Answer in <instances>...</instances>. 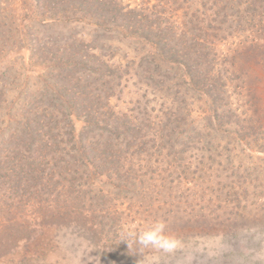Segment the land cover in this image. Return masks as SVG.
Segmentation results:
<instances>
[{
	"label": "rangeland",
	"instance_id": "1",
	"mask_svg": "<svg viewBox=\"0 0 264 264\" xmlns=\"http://www.w3.org/2000/svg\"><path fill=\"white\" fill-rule=\"evenodd\" d=\"M123 1L143 8L158 2ZM164 1L165 8H157L170 23L181 16L188 35L208 43L213 73L220 72L216 82H227V89L210 91L219 98L212 100L208 91L203 95L188 85L184 69L171 61L135 72L154 46L123 31L105 40L119 65L135 62L111 104L139 122V138L123 147L128 158L121 153L115 168L106 162L116 174L95 176L91 166L80 194L78 184L57 202L56 195L32 193L34 187H11L6 196L0 190V264H148L153 257L155 264H264V0L243 6L232 0L230 9L219 0L225 21L211 17L215 0ZM40 13L42 20L47 13ZM196 16L203 29L195 32L197 21L190 18ZM54 25H38L40 37L62 38L72 30L63 22ZM93 28L75 30L93 39ZM12 53L22 71L33 68L24 48ZM220 99L232 109L220 107ZM8 121L0 110V124L9 128ZM74 123L78 130L84 125L82 119ZM67 208L74 220L59 217ZM157 220L183 242L172 254L143 248L129 235Z\"/></svg>",
	"mask_w": 264,
	"mask_h": 264
},
{
	"label": "trees",
	"instance_id": "2",
	"mask_svg": "<svg viewBox=\"0 0 264 264\" xmlns=\"http://www.w3.org/2000/svg\"><path fill=\"white\" fill-rule=\"evenodd\" d=\"M157 1L143 8L123 0H0V65L1 61L4 65L0 67V110L9 117V128L0 124L2 193L11 187L25 191L34 187L32 193L56 195L57 202L60 195L70 197L72 185H79L75 189L79 194L82 188L84 192L88 183L82 180H88L91 166L95 167V176H112L118 170H109V163L115 168L114 163L123 152L124 158H128L129 150L123 151V147H131L133 140L139 138V122L118 110L111 99L135 62H116L112 46L105 43L115 33L127 32L126 35L145 40L156 49L152 47L142 55L143 61L137 64L135 72L140 68L142 72L149 71L152 63L160 69L159 64L171 61L184 69L186 83L196 86V91L203 95L208 91L211 96L212 90L222 94L227 89V82H216L215 75L220 72L213 73L208 43L193 36L192 31L188 35L181 16L170 23L157 8L159 5L164 9L167 2ZM215 1L211 17L217 19L220 15L225 21L223 17L228 14L221 2L227 1L225 7L230 9L233 5L227 4L232 0ZM233 1L234 5L243 6L258 0ZM41 10L47 13L42 20ZM253 11L247 16L248 23L253 21ZM190 19L197 21L195 32L203 29L198 16ZM243 21H237L236 29ZM59 22L72 28L69 36L40 37L38 25L53 26ZM77 25L94 27L93 39L86 36L90 33L77 36ZM102 39L99 46L94 44ZM18 48L28 52L26 63L33 65L32 69L28 66L22 71L18 67L22 63L12 53ZM19 81V86L15 85ZM48 95L52 97L45 99ZM210 98L219 99L214 95ZM220 102L225 111L232 109L226 101ZM77 119L84 121L79 130L74 123ZM6 146H10L9 151ZM13 146L16 150H11ZM79 178L81 181L77 182ZM71 211L67 208L59 217L74 220V216H69Z\"/></svg>",
	"mask_w": 264,
	"mask_h": 264
},
{
	"label": "clouds",
	"instance_id": "3",
	"mask_svg": "<svg viewBox=\"0 0 264 264\" xmlns=\"http://www.w3.org/2000/svg\"><path fill=\"white\" fill-rule=\"evenodd\" d=\"M134 240L143 248H151L157 252L164 254H172L183 246V242L173 234L166 231V224L163 221L157 220L152 222L148 227L136 232L130 231ZM131 247V244H128ZM158 257H153L148 261V264H155Z\"/></svg>",
	"mask_w": 264,
	"mask_h": 264
}]
</instances>
